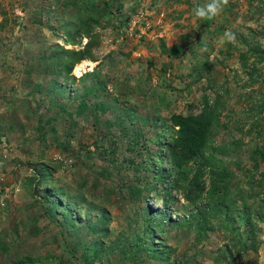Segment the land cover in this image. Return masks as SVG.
<instances>
[{"label": "rangeland", "instance_id": "rangeland-1", "mask_svg": "<svg viewBox=\"0 0 264 264\" xmlns=\"http://www.w3.org/2000/svg\"><path fill=\"white\" fill-rule=\"evenodd\" d=\"M110 2L0 0V264H264V0L211 19L194 15L208 0H113L95 61L54 76L41 59L81 48L66 32ZM214 107L205 151L226 188L199 233L179 190L152 187L170 169L155 137ZM165 199L175 224L152 216Z\"/></svg>", "mask_w": 264, "mask_h": 264}, {"label": "trees", "instance_id": "trees-1", "mask_svg": "<svg viewBox=\"0 0 264 264\" xmlns=\"http://www.w3.org/2000/svg\"><path fill=\"white\" fill-rule=\"evenodd\" d=\"M112 2L113 0L110 4L108 3L109 5L102 4L100 13L96 12L90 18L79 21L80 30L73 34H70L69 31L66 32L64 41L67 45L75 46L78 44L77 38L80 37L86 39L81 48L77 50L65 49L63 46L56 45L52 48L47 59H41L47 63V67L53 69L54 76L60 77L62 80L70 77L73 80L70 72L75 65L82 61H95L92 52L94 41L91 28L98 18L105 15L106 10L112 6ZM52 83L54 86H59L58 90L66 88V83H62V81L54 80ZM83 104L84 102L79 100V107ZM217 112L218 110L214 107V111L202 110L199 114H171L167 123H163L160 135L155 137V144L158 146L155 158L160 160L164 155L170 169L167 171L158 170L155 175H152L154 179L152 187L155 189L157 185H160V191L166 192L168 195L179 190L183 201L190 206V211L181 223H191L198 228L199 233L211 229L209 223L210 218L215 216L214 205L224 199L223 196H215L223 195L226 188V172L214 166L213 159L205 151ZM206 183L207 189H205ZM128 191L133 196H139L141 192L138 187L134 186L129 187ZM167 199L170 200L171 197ZM167 199L162 201L161 211L152 212V216L158 215L162 220H166L167 224H175L176 221H171L166 214L165 202ZM242 221L245 226L250 224L249 217ZM237 242L240 251L246 249L245 241ZM251 248L253 247L251 246ZM15 264L23 263L15 262Z\"/></svg>", "mask_w": 264, "mask_h": 264}, {"label": "clouds", "instance_id": "clouds-1", "mask_svg": "<svg viewBox=\"0 0 264 264\" xmlns=\"http://www.w3.org/2000/svg\"><path fill=\"white\" fill-rule=\"evenodd\" d=\"M227 4L228 0H208L207 3L195 7L194 15L199 19H211L218 16ZM224 38L228 41L235 39L230 31L224 33Z\"/></svg>", "mask_w": 264, "mask_h": 264}]
</instances>
